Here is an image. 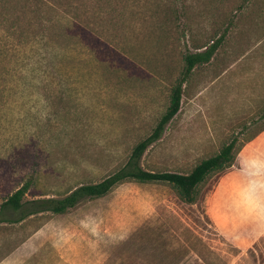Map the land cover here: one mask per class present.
I'll return each instance as SVG.
<instances>
[{"label": "rangeland", "instance_id": "obj_1", "mask_svg": "<svg viewBox=\"0 0 264 264\" xmlns=\"http://www.w3.org/2000/svg\"><path fill=\"white\" fill-rule=\"evenodd\" d=\"M209 4L176 50L193 51L194 39L215 31L222 42L184 83L178 113L140 160L144 169L187 172L232 135L240 141L261 125L264 0ZM156 60L131 88L105 89L98 76V95L97 88L69 92L70 112L87 121L79 140L41 91L9 95L0 123V203L35 169L37 187L56 198L116 170L165 108V60ZM0 264H264V131L201 185L193 204L163 183L123 182L62 214L1 222Z\"/></svg>", "mask_w": 264, "mask_h": 264}, {"label": "trees", "instance_id": "obj_2", "mask_svg": "<svg viewBox=\"0 0 264 264\" xmlns=\"http://www.w3.org/2000/svg\"><path fill=\"white\" fill-rule=\"evenodd\" d=\"M207 1L0 0V123L9 95L41 91L56 116L68 117L67 124L79 140L87 121L70 112V91L97 88L98 95V76L103 78L105 89L131 88L143 75H149L147 67L154 69L159 56L164 57L169 85L165 108L151 132L131 147L116 170L98 182L70 189L61 198L39 189L37 170H32L36 174L32 172L3 197L0 223L20 222L46 211L62 214L85 198L106 195L123 182L163 183L181 202L193 204L203 183L234 164L242 146L264 131V106L255 134L240 141L232 135L187 172L147 170L140 164L144 152L161 138L178 113L184 83L196 67L211 61L222 42L223 33L215 31L205 40L194 39L193 51L176 50L184 29H190L207 12ZM215 1L221 0H209V7ZM215 9L220 12V8ZM67 60L78 63L68 67Z\"/></svg>", "mask_w": 264, "mask_h": 264}]
</instances>
